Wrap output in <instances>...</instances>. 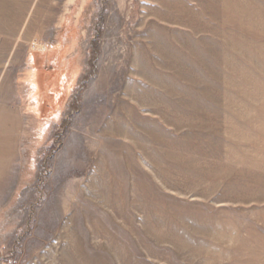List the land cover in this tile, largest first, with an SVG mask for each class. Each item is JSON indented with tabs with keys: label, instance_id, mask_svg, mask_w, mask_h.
Returning <instances> with one entry per match:
<instances>
[{
	"label": "rangeland",
	"instance_id": "rangeland-1",
	"mask_svg": "<svg viewBox=\"0 0 264 264\" xmlns=\"http://www.w3.org/2000/svg\"><path fill=\"white\" fill-rule=\"evenodd\" d=\"M0 1V264H264V0Z\"/></svg>",
	"mask_w": 264,
	"mask_h": 264
},
{
	"label": "bare ground",
	"instance_id": "bare-ground-1",
	"mask_svg": "<svg viewBox=\"0 0 264 264\" xmlns=\"http://www.w3.org/2000/svg\"><path fill=\"white\" fill-rule=\"evenodd\" d=\"M1 2L5 1V3L7 4L9 1L8 0H0ZM76 0H69V4L72 5L74 4Z\"/></svg>",
	"mask_w": 264,
	"mask_h": 264
}]
</instances>
